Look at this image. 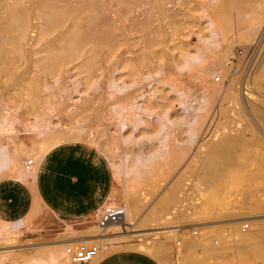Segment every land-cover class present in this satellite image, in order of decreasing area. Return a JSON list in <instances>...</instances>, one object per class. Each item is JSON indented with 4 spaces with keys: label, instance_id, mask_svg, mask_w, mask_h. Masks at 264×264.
I'll list each match as a JSON object with an SVG mask.
<instances>
[{
    "label": "rangeland",
    "instance_id": "1",
    "mask_svg": "<svg viewBox=\"0 0 264 264\" xmlns=\"http://www.w3.org/2000/svg\"><path fill=\"white\" fill-rule=\"evenodd\" d=\"M152 1L128 0L129 5L123 6L120 11L116 9V1L99 2L101 17L112 19L111 29L114 30L112 29L111 32H113V40L117 39L115 43H118L113 44L115 49L113 48V54L110 55L112 57H107L101 67L94 72L95 75L93 74L94 77L92 76L89 85H86V73L79 70L82 60L71 63L62 70L64 76L69 75L68 84L66 83L68 88L73 87L72 82L75 80L82 82V85L78 82L79 86L75 88L78 90L70 88V92L68 90L58 92L56 88L59 85H54L55 78L45 77L47 72L35 66L45 50L53 48L52 46L59 47V42L66 36L64 33L62 34L64 37L53 33L49 39L47 38L48 40H41L39 32L42 17L37 16L32 20L33 22L31 21L32 29L27 32L23 46L28 53L24 54V57L29 56V58L25 60L26 62L20 61L22 62L20 63L17 62L20 60L17 54L13 55V58L11 56L13 62L17 63L14 62L10 66L12 71L9 74H0V123L7 118L6 122L10 124L0 132V154L8 153V156L0 157L3 162L2 174L7 170L11 171L10 155L14 151H19L22 146L30 145L31 138L35 137L39 140V136H36L44 131L48 123L51 124V129H55L58 133L66 132L65 136L70 133L72 138L78 136V130H81L84 134L82 139L62 142L56 150L57 158L64 169L92 172L94 175L90 185L92 190H96L100 182H105L109 190L113 189V194H116L113 196L116 198H121L125 191H129L131 196L140 200L136 208L138 215L132 225L113 228L107 235L95 237L106 240L100 245L107 247L109 254L119 250H137V247L146 246L149 249L144 252L155 257L161 264H264V117L262 116L264 115V18L246 15L251 23L260 26L259 33L252 43L236 42L238 31L236 29H232L228 37L217 38L220 50L230 48L234 51L233 57L227 64H231L233 69L231 77H238L239 81L233 89L234 99L228 97L227 101H223L226 89L223 87L221 94L216 97L218 101L215 99L216 103L209 112L204 127L205 132L184 158L180 162L165 164L166 166L160 168L164 165L162 163L159 169L154 171L157 173L151 174L150 171L142 180L134 183L133 161L138 154L145 156L152 154L162 146L161 143L165 138L171 145L186 140L184 126L179 128V131L170 128L169 132H160L157 117L166 112L172 115L173 121L184 122L188 111L199 105L198 97L205 83L200 75L202 72L193 76L186 70L179 71L177 66L182 64L186 56L197 55L199 48L205 43L215 42L208 24V18L213 16L212 4H215V0H172L168 3L166 8L173 13L171 14L173 19L182 22V27L179 29L172 28L167 21L166 23L163 20H156L158 16H154L153 11H150L154 4ZM20 7V11L24 12L30 7V2L22 0ZM150 17H152L151 23ZM148 24L150 27L146 26ZM145 26L147 29L150 28L148 32L144 31L147 30ZM246 26L240 29L247 28ZM6 49L11 50L12 46L8 45ZM221 54L218 53V56ZM200 57L204 62H209L206 56L200 54ZM144 61L149 63L145 65ZM148 64H150L149 68ZM163 65L165 70H161ZM37 77H40V83L36 86L32 85V81ZM218 78L220 75L216 76V81ZM228 79L230 78L225 79L227 84H229ZM84 81L86 83H83ZM110 81L114 83L113 86H110ZM218 82L220 83V80ZM187 93L189 95L192 93V98L180 96ZM34 98H38L41 104L34 113H31L29 104ZM195 98L196 101L193 100ZM139 107L144 108L143 111H140ZM116 111L121 112L120 115H115ZM139 115H142L146 124L134 126ZM123 121L126 126L118 127ZM74 134L76 136H73ZM226 134L239 135L236 140L240 141V145L234 149L235 155L231 157L230 174L218 183L212 196L204 198L202 193L204 190H201L209 189L210 186L197 175V169L205 155V148L201 144L213 142L219 136ZM121 137H131L140 143L128 145ZM154 138L155 141L149 143V140ZM7 142L15 149L12 150ZM111 162L121 167L119 175L114 174L115 170ZM99 175L102 177H96ZM66 179L70 202L74 208L79 209L85 183H81L74 174H70ZM53 182V186H56L57 181ZM173 193L177 198L174 211L165 214L163 202ZM51 209L60 220L54 219L49 210L44 209L30 219V229L23 230L13 235L11 240L0 243V264H52V255L56 252L57 245L65 238L68 226L79 233H84L89 227L87 222L90 220H86V216L76 219L74 214L63 210L60 213L56 211L57 208ZM89 219L92 220L93 216ZM234 219L238 220L233 221ZM231 221L244 222V226L249 225L247 231L253 232V235L249 236L252 241L243 243L245 245L231 244L222 252L217 250L214 241L209 250L202 247L195 250L183 248L182 235L200 238L202 242L204 227L205 232L210 233L208 236L212 237L214 232H217L216 225L225 226ZM67 222H83V224H66ZM191 223L197 226H188ZM240 228L246 231L244 227ZM187 229L195 230L193 232ZM181 230L187 231L182 233ZM225 230L230 233L229 228L226 227ZM172 231L178 232L169 239L168 236L171 234L168 233ZM155 244L154 248L164 245V250L161 248L162 254L167 250L163 260L153 255L154 249L150 252V247ZM202 244H206V240ZM258 246H263L260 247L263 249L262 253H259L262 249Z\"/></svg>",
    "mask_w": 264,
    "mask_h": 264
},
{
    "label": "bare ground",
    "instance_id": "2",
    "mask_svg": "<svg viewBox=\"0 0 264 264\" xmlns=\"http://www.w3.org/2000/svg\"><path fill=\"white\" fill-rule=\"evenodd\" d=\"M9 1L10 2H8V0H0V74L1 73L9 74L12 71V67L10 71V66H12V64L15 62V61L13 62V59H12L13 55L15 56V54H17L19 56L20 60L17 62H20V61L24 62L27 58H29L28 55H27L28 56L27 58L24 57V54L26 55L28 53H26L23 46H25L24 44L27 38V32H29L32 29L31 21L33 19H36L37 16L42 17L41 18L42 24H41V29L39 32V39L46 41V39L47 38L49 39V36L53 33L55 34L58 33L57 35L59 34L62 35L64 33V36H66L64 39L60 38L61 42H59L60 43L59 47L52 46L53 48H49L50 46L48 45L49 49L44 51L45 53L43 56H39L40 59L37 61L36 63L37 65L35 64V66L44 70V72L45 71L47 72L45 77L51 76L55 78L54 85L56 84L59 85L58 88H56L58 89V92H64L67 90L69 91L70 88L71 90L72 88L74 90L77 86H79V83L80 84L82 83V82H79V80H78L79 83L77 82V80H75L76 82L69 81L73 83L72 84L73 87L69 86L70 88H68L66 86L68 84L67 77L69 75H67V77L64 76L65 73L62 70L65 69L69 64L74 63L78 60H82L81 61L82 64L79 67V70L86 73V79H85L87 82L86 85H89L90 82L92 81V78L94 77L93 76L94 72L99 67H101V65L104 63L107 57L109 58V56L113 54V51L115 49L113 44L117 45L118 43V42L115 43V41H117L116 39L117 37H114V39L116 40H113V36H112L113 32H111L113 28L111 29L112 24L110 22L112 21V19L110 20L106 18L103 19L101 17L102 11H100L101 6H99L100 4L99 2L101 0H28L30 2V7L27 8L24 12L20 11L21 10L20 4L22 0H9ZM113 1H116V4H117L116 9L118 11H120L123 6L129 5L127 2L128 0H109V2H113ZM180 1H184V0H180ZM153 2L154 4L151 6L150 11H153V13L155 14V15L153 14L154 16H158L156 17L157 18L156 20H163L165 22L167 21L168 24H170L172 28L179 29L180 27H182L181 20L177 21L173 19L172 17L173 13H170V11L166 8V5L172 2V0H153L152 3ZM212 6H214L212 10L213 16L208 18L209 19L208 24H209V28L211 29V37L215 39V42L213 44L205 43L203 47L199 48L198 54L195 56H191V55L186 56V57L184 56L185 58H183L184 60L182 64H180L181 66L180 65L177 66L179 71L186 70V72H188L190 75H193V76L194 74L202 72V74L200 75H202L201 77L204 78L205 86L204 85L202 86L203 88H201L202 89L201 94L198 97L199 105L195 108H191L192 109L191 111L190 110L188 111L187 119H185L184 122L173 121L174 119H172V115H169V113H166V112L160 116L158 115L157 117L158 125H159L158 129L160 132H166L170 128H175L177 131H179L180 130L179 128L184 126L186 140L181 143L179 142L178 144H175L176 143L175 142L174 143L175 145H171L170 143H168V139L165 138V141L161 143L162 146L158 147L152 154L145 156L144 154H141L139 152L140 154H138L133 161L134 170L132 172L134 174V179H133L134 183L142 180L144 175L147 174L148 172L151 171L150 173L152 174V172L157 171V168L160 167L162 163H164V165L161 166L160 168L166 166L165 164L171 165V164L180 162L184 158L185 154L192 147L195 146L196 142L198 141L199 137H201L202 133L205 132L204 127L209 118V112L210 110H212L211 108L213 104L216 103L215 99L218 96V94L222 92L221 90L223 89V87L226 88V89L224 88L225 94L223 95L224 98H222L224 101L226 100V98L228 97L230 98L233 96L232 95L233 89L236 85H238V82H239L238 77H231L232 70H233L231 68V64L227 65L228 62H230V58L233 57L234 51L230 48H228L227 50H223V49L220 50L219 43H217L218 42L217 38H220V37L225 38L226 36L228 37L232 29H236V31L238 30L236 32V38H235L236 42L247 41L249 43H252L259 33L260 26H257V24L251 23L250 20L246 18V15L249 14L251 17L263 19L264 18V0H215V4L213 3ZM150 18H149V21L151 23L152 17ZM118 20L120 21V18ZM244 25H247L246 26L247 28L240 29ZM146 26H149V24ZM146 26H145V29H147ZM148 29L144 31L148 32ZM224 41H226V39ZM8 45L12 46L11 50L6 49V46ZM216 46H217V49L215 50ZM22 48L24 51L22 50ZM218 53H222V54L218 56ZM200 54L209 58L208 61L209 62L211 61V63L208 62L209 63L208 64L204 62V59L200 57ZM10 58L12 59V61L10 60ZM146 60L147 59H145V61ZM145 61L143 63H145ZM147 63H145V65ZM149 65L150 64H148V68H149ZM164 67L165 66L163 65L161 67V70H163ZM217 75L218 76L220 75V78H218L217 80V81L220 80V83L219 82L217 83L216 81ZM13 77H16V76H13ZM19 77H17V79H19ZM228 77L230 78L228 79L229 84H227L225 81V79ZM39 79L40 77H37L34 81H32L31 84L36 86L37 83H40ZM14 82L17 83L16 81ZM86 82L84 81L83 83H86ZM109 84L110 86H113L114 83L110 81ZM75 90H78V89H75ZM50 95L54 96L53 93ZM180 96L181 97L185 96L186 98L190 99L192 98L193 95L192 93L191 95L187 93V94H182ZM234 97L232 98L234 99ZM193 100L196 101L197 99L195 98ZM31 101L32 102H30L29 104V111L31 113H34L36 111L37 106L41 103L38 98L37 99L34 98ZM216 101L218 100L216 99ZM138 109L140 111H143L144 108L139 107ZM185 110H188V109L185 108ZM120 113L121 112L116 111L115 115H120ZM262 116L264 117V115ZM142 118H143L142 115H139V118L137 119V123L134 126H138L141 123L144 124L145 121ZM6 121H7V118L3 123H0V132L4 131L6 127L10 126V124H8ZM50 125L51 124L48 123L47 127L44 128V131H42L40 134L36 136V137L39 136L40 138L39 140H36L35 137L31 138L32 140H31L30 145H24L19 149V151H14V153L10 155L9 163H10L11 171H16L18 168H21V172L22 171L31 172V174L37 172V170L41 166V163L44 157L49 153V151L53 149L54 147H56L59 144V142H61L62 139L67 138V136L71 137L72 134L70 135L69 133V135L67 134V136H65L66 132L64 133L62 131L58 133L56 132L55 129H51ZM118 125H119L118 127L123 128V126H126V123L123 121V122H120ZM78 131H79L78 133L79 135L76 136L74 134L73 136L78 137V139H82L84 137V134H82L83 131L81 130H78ZM227 134L226 136H219L218 138H216L215 141L213 140V142L208 141V142L201 144V146L205 148V155L203 156V160L201 161V164L199 168L197 169L198 170L197 175L201 177L202 179H204L203 182L206 181L207 183L206 182L205 183L207 185L209 184L210 186L209 189L205 188L201 190V191L204 190L202 192L205 196V197L203 196L204 198H208L212 196L214 194V189L218 185V183H220V181L223 178H226L230 174L231 157L235 155L234 149L240 145V141L236 140L239 137V135L230 136ZM69 138H67V140H69ZM73 138L71 140H73ZM147 138L150 139L151 137L147 136ZM122 140L126 142L128 145H130L131 143L132 144L140 143L138 141H134L131 137L122 138ZM158 140L159 138L157 139V142ZM154 141H155V138L154 140H149V143L152 144ZM4 155L8 156V153L5 154L4 152L3 155L0 154V157H3ZM30 160L32 161L31 166L28 165V162ZM2 163L3 162L0 158V172H1V169L3 168ZM113 166H114L113 170H115L114 174L119 175L121 167L115 166L114 164L112 165V167ZM155 173L157 172H154V174ZM16 174H17V171H16ZM25 175L27 176L28 174H25ZM174 194L175 193L171 194L166 200H164L165 202H163L162 206H163V212L165 214L167 213L170 214L172 213V211H174V208H175L174 203H175V200L177 199L175 197L176 195L174 196ZM112 195L116 196V194H112ZM115 196H112V198L110 197L111 198L110 203L106 205V207H104L101 211L99 210L100 212L94 215L92 220L88 219L90 220L89 222H87L89 224V227L84 233H81V232L79 233L78 231H75L74 229H72L71 226H68V230L65 233V238L61 240L62 242L60 244L57 245L56 252L52 255V258H51L52 264H72L70 257L67 253V249L69 247L97 246L99 250H98L97 256L93 259L91 264H93L99 257H101L102 255L106 254L109 251L106 249L107 247L100 245L101 242H103L105 239L103 238L97 239L95 237L105 236L108 234V231H111L113 228L119 229V228H125L126 225L128 226L132 225L137 218L138 214L136 212V208L140 202L139 198L131 196L129 191L128 192L125 191V193H123L121 198H116ZM111 206H120L124 208L125 217L123 221L119 223L120 225L121 224L122 225L118 226L117 224L114 226L110 225L104 229L99 228L97 225V221L101 213L103 212L105 208L111 207ZM235 220H238V219H234L233 221ZM233 221H231L229 224L227 223L225 226L224 224L216 225L217 232L215 231L216 233L214 232V235L212 237L208 236V234L210 233L205 232L206 230L205 227L204 229L203 227H201V230L202 229L204 230L202 234V238H203L202 242L206 240V244H202L200 238H195L190 235L189 236L182 235L183 243L181 244L183 245L184 249L195 250L198 247H202L205 250H209L212 247L211 246L212 241H214V245L215 247L217 246L216 247L217 250L219 251L221 250L222 252V250L225 249V247L231 244L239 245V243L243 244V243H246L247 241L251 242L252 238L249 236L253 235L252 234L253 232H249L247 231V229H244L247 231L246 232L240 228V227L245 228L244 222L242 223L239 221L238 222H233ZM188 226H197V225L191 223V224H188ZM226 227L230 229V233L225 230ZM11 229H12L11 226H8L5 224L0 225V243L8 241L7 236L9 235V232ZM187 230L188 231L193 230L194 232L195 229H187ZM186 231L184 230L182 231V233L184 232L186 233ZM176 232L178 231H172L168 233L172 235V237L170 235L168 236V238L169 239L173 238ZM154 246H156V244L150 247V252H152L151 250L154 249L152 253L163 260V255L164 253L167 252V250H165L166 252L164 251L163 254L161 252V248L163 249L164 245L162 247L158 245L159 247H156V248H154ZM260 247H263V246H258V248ZM137 248L144 249L147 251L149 249V247L147 249L146 246H140ZM217 250L215 249V251ZM262 252H263V249L259 253H262ZM255 253H258V251H256Z\"/></svg>",
    "mask_w": 264,
    "mask_h": 264
},
{
    "label": "crops",
    "instance_id": "3",
    "mask_svg": "<svg viewBox=\"0 0 264 264\" xmlns=\"http://www.w3.org/2000/svg\"><path fill=\"white\" fill-rule=\"evenodd\" d=\"M74 138L73 140L78 139V137ZM69 140L67 138L62 139L44 157L41 166L35 173L21 172V168H18L16 170L17 174L16 171L9 170L2 174L1 169L0 225L5 224L11 226L12 229L10 230L8 240H11L13 235L30 229V219L37 213L43 212L44 209L49 210V213H51L54 219L60 220L51 208H57L56 211L60 213L63 210L66 213L74 214L76 216L74 218L76 219L86 216V220H88L110 203L113 196V189L109 190L107 183L100 182L99 187L96 190H92L90 187L94 177L92 172L85 173L81 170L73 169L67 171L58 160L56 150H58L62 142ZM9 147L12 150L15 149L10 145ZM25 174H28V177ZM70 174L76 175L81 183H85L79 209L74 208L70 202L67 187L68 180L66 179ZM96 177L101 178L102 176L99 175ZM53 181H57L59 185L56 183V186H53ZM43 193L44 195L42 196ZM70 223L75 225L83 224V222H67L66 224ZM144 251V249L140 248L137 250H119L111 252L110 254L109 251L99 257L93 264H161L155 257ZM153 255L156 256L155 254ZM156 257L160 259L158 256Z\"/></svg>",
    "mask_w": 264,
    "mask_h": 264
},
{
    "label": "built area",
    "instance_id": "4",
    "mask_svg": "<svg viewBox=\"0 0 264 264\" xmlns=\"http://www.w3.org/2000/svg\"><path fill=\"white\" fill-rule=\"evenodd\" d=\"M28 165H32V161L28 162ZM125 217V210L120 206L107 207L101 213L97 225L99 228H106L110 225H117L123 221ZM246 224L244 229H248ZM99 248L97 246L90 247H69L67 253L70 257L72 264H89L97 256Z\"/></svg>",
    "mask_w": 264,
    "mask_h": 264
}]
</instances>
